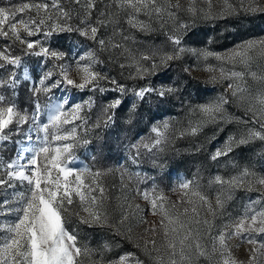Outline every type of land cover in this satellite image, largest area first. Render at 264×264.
<instances>
[{"label": "snow or ice", "instance_id": "1", "mask_svg": "<svg viewBox=\"0 0 264 264\" xmlns=\"http://www.w3.org/2000/svg\"><path fill=\"white\" fill-rule=\"evenodd\" d=\"M255 18L264 19V0H5L0 6V143L19 147L14 159L0 158V264H145L131 251L109 256L119 246L117 237L132 243L152 264H264V168L258 172L251 164L241 167L231 161L235 171L216 173L207 185L197 169L169 189L177 195L172 200L154 177L141 178L120 165L116 170L122 185L125 177L129 184L134 177L152 184L134 189L147 209L125 196L115 217L103 180L112 169L69 166L77 159L74 150L91 144L90 131L116 123V110L129 92L134 99L127 108L128 125L140 122L141 106L149 101L157 110L179 106L187 112L186 123H173L175 118L153 123L149 137L129 146L132 164H139L141 149L157 164L159 154L176 140L199 137L209 127L214 139L230 124L243 127L226 134L209 153L211 161L228 163L223 158L257 141L264 157V35L223 52L211 47L213 37L204 46L187 43L199 23L215 27L224 21L227 29L231 22ZM136 32H160L166 39L162 45L148 44ZM65 35L83 38L87 45L76 40L68 49L57 46L53 38ZM31 57L36 66L30 71ZM106 64L116 65L121 76L127 69L128 80L146 82L121 83L102 70ZM193 71L207 73L205 84L227 81L224 91L193 104ZM153 77L165 79L157 84ZM69 87L119 95L89 123L95 98L75 104L66 95L56 98L54 89ZM41 96L47 101L43 105ZM233 107L242 115H233ZM14 136L22 139L14 141ZM193 150L200 152L201 146ZM238 191L257 195L249 196L236 215L226 213ZM145 213L159 219L150 222ZM140 225H147L145 234L160 235V242L135 239L134 227ZM80 226L106 229L112 239L93 247L81 237ZM234 239L238 247L249 246L246 260L235 256Z\"/></svg>", "mask_w": 264, "mask_h": 264}, {"label": "rangeland", "instance_id": "2", "mask_svg": "<svg viewBox=\"0 0 264 264\" xmlns=\"http://www.w3.org/2000/svg\"><path fill=\"white\" fill-rule=\"evenodd\" d=\"M19 0H12V3H18ZM5 3V0H0V6H2ZM72 7H77L76 5H71ZM225 23L224 21L216 22L215 27H213L211 24L207 23H199L196 27L192 29V31L189 33V36L187 37V43L191 44L192 46H204L207 43V40L209 37H213V43L211 47L218 51L223 52L226 49L231 48L234 44L239 43L241 40L264 35V19L261 18H255L251 23L247 21H243L239 24H236L235 22H231L228 24L227 29H225ZM122 25L125 29H127V25ZM228 30V35L225 39H222L221 37L224 36V31ZM136 37L140 41H146L148 44H155V45H162L165 42V36L160 32H155L149 36H145L142 33L136 32ZM218 35V37H216ZM54 43L57 46H61L64 49H68L69 47L73 46V41L79 40L82 44L87 45L86 41H83V38L76 37L73 35L72 40H69L68 37L60 36V37H54L53 38ZM1 42V40H0ZM83 50V49H81ZM30 62H32V65H29L30 71L32 68L36 66V58L31 57L29 58ZM188 63H193V60L191 58L187 59ZM104 71L110 72L111 75L116 76L117 79L120 80L121 83H126L128 85H132L135 83H145L146 81H131L126 79L128 70H124V76L120 75V69L116 65H110L106 64L103 66ZM192 76L195 78L191 81V101L193 104L196 103H203L206 101H209L211 99H214L215 97L219 96L225 89L227 81H224L221 84H205L203 81L207 78V73L203 71H193ZM163 77L156 78L153 77L152 80L154 83H160L162 81ZM55 96L57 99H59L61 96L66 95L71 104L75 103H81L88 99V97L93 96L95 98L96 104L91 110L90 113H87L91 120L89 123H91L92 120H95L96 117L100 114V109L103 104L111 100L113 97L118 96L119 93L116 92H105L103 94L96 92H89L87 90L81 92L77 89L68 88L66 91L61 92L59 89L53 90ZM134 97L132 96L131 92H129L127 95L123 98V103L119 109L116 110L117 112V118L116 122L119 119L123 118V115H128L127 108L130 107V104ZM41 104H45L47 101L44 96L40 97ZM181 110L178 117L180 118V121L186 123V108L180 109L177 108L174 111ZM233 115L235 116H241L242 110L238 108H231L230 109ZM153 117V123H156L159 120L164 119H170L175 118L172 117L169 113L165 112H158L154 113ZM175 120H172L173 123L176 122ZM182 119V120H181ZM115 124V123H114ZM113 125V124H112ZM28 126L25 125V128ZM67 127H70L67 126ZM238 127H243V125L237 126L236 124H230L225 127V131L217 134V136L212 139V135L209 137L210 143L212 145L211 151H213L216 147L220 146L222 140L228 134L229 132H235L237 131ZM211 128V127H209ZM206 128V129H209ZM110 127L108 128H101L96 129L93 131L99 132H107ZM205 129V130H206ZM108 133V132H107ZM33 137L35 134H32ZM94 134H92V131L88 133V138L91 139ZM149 137V135H148ZM22 139V136H14V141H19ZM139 139L135 140L137 142ZM125 145H119V148L116 152L115 158H106L101 155L100 153L102 150V147L99 145H96L93 147L91 144L87 145L86 147H78L76 148L75 154H76V162L75 164L69 165L70 167H82V166H89L92 168H101V169H109L111 168L112 171L109 172L107 175L104 176L103 180L108 190V195L110 197V203L108 205L110 211L113 213L115 217H118L120 214V208L119 205L124 202V197L128 196L129 199L133 203H138L141 205L142 208L147 209L146 202L138 195L135 194L134 189L136 187H139L141 191L150 188L152 184V180L148 179L143 183H138L137 178H133V181L131 184L128 183L127 177H125L124 185H127V187H124L121 182V176L119 171L116 169L120 165H124V167L128 168L130 172H139L141 173V178L143 177H154L156 179V183L159 185L160 188L164 189L165 193L172 199H177V195L173 194L169 189L174 186L181 178H191L192 175L195 173L192 169L191 172L188 173L186 171V164L180 161L176 162L171 167L168 166L169 163L166 162L165 159H160L157 157V164H153L152 160L149 159L148 154L146 157L140 159V162L138 165L132 164L131 160L128 159V156L130 153L123 152V149ZM19 147L18 144L12 143V142H3L0 143V158H2L5 162L10 161L14 159L17 155V148ZM14 151L13 156L10 157V152ZM210 151V152H211ZM262 151L260 142L257 141L253 144L242 146L238 149H236L230 157L223 158L225 161H228V163H220L217 164V162H211L209 166H211L210 170L206 171V174H204L201 177V183L204 185H207L208 178L212 175H215L216 173H220L222 175H228L235 171L232 167L231 161H235V163L241 167L245 165L251 164L255 167V169L259 172L262 168H264V157L259 155V153ZM93 156L96 157L95 160H93ZM162 164V166H160ZM171 170V171H169ZM210 190V189H209ZM257 194L255 193H245L242 191H238L234 194V198L229 201L226 207V213H231L232 215H236L242 210L243 205L247 202L249 196H255ZM147 214V213H145ZM148 220L151 221H157L159 218L151 216L150 214H147ZM135 223V222H133ZM217 223L219 224L220 221L218 220ZM73 225L70 224L69 227H72ZM147 227V225H140L138 227H134L133 230V236L135 239H139L143 237V239L151 240L156 239L157 242H160V235L151 236L144 233V228ZM80 235L82 238H85V242L91 244L93 247L97 246L98 244L103 243L105 240L111 241L112 234L110 231L106 229H88L85 226H80ZM120 243L118 247L113 248L112 252L109 253V256H118L119 254L125 252V251H131L137 253L141 259L145 261V264H152V262L148 259L147 256H145L139 249L134 248L132 243H129L125 240H120L119 237L116 238ZM142 243V240H141ZM230 244L232 246V250L235 254V256L239 260H246L247 259V250L248 245H239L238 240H232L230 241Z\"/></svg>", "mask_w": 264, "mask_h": 264}, {"label": "trees", "instance_id": "3", "mask_svg": "<svg viewBox=\"0 0 264 264\" xmlns=\"http://www.w3.org/2000/svg\"><path fill=\"white\" fill-rule=\"evenodd\" d=\"M228 35V30L224 31V36L221 37L222 39H225ZM218 37V35H216ZM4 43L3 40H1L0 45ZM16 47L17 51H19L18 46ZM27 62L29 65H32V62H30L29 58H27ZM170 75H172L170 73ZM165 79L164 77L162 80ZM26 89L24 87L21 88L20 94L23 97L25 94ZM143 111V117L140 120L138 124L128 125L125 123V120L127 119V114L123 115L122 119H119L115 124L110 126V131L108 129L107 132L103 131H92V134H94L93 137H91V145L95 147L96 145H99L102 147L100 157L101 155L106 158H115L116 152L119 148V145H125L123 152L130 153L129 152V146L133 143H136L135 140L140 139L141 137L147 138L148 135H150V128L153 122L154 113L158 112H167L172 117L177 118L176 120H180L178 117L181 110L174 111L175 109L179 108V106H170L161 110H157L156 107L152 104L151 101H149L146 104H143L142 106ZM182 120V119H181ZM213 129L209 128L204 131L199 137H185L183 139L176 140L174 142V145L170 146L169 149L165 153L159 154L160 159H165L166 162L169 163L168 166L174 165L176 162L180 161L186 164V171L190 173L191 169L196 172L197 169L200 170L201 177L206 174V171L208 169L210 170L211 161L209 157V153L211 151L212 145L210 143L209 137L212 135ZM196 145L201 146L200 152H195L193 149ZM134 151V150H133ZM14 151L10 152V157L13 156ZM141 157L140 159L146 157L148 154L145 153V150L141 149ZM171 171V170H169Z\"/></svg>", "mask_w": 264, "mask_h": 264}]
</instances>
